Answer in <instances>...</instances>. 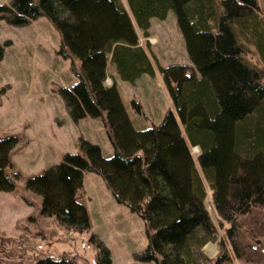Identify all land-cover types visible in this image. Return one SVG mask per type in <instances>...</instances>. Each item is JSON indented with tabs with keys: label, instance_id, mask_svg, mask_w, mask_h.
Masks as SVG:
<instances>
[{
	"label": "trees",
	"instance_id": "1",
	"mask_svg": "<svg viewBox=\"0 0 264 264\" xmlns=\"http://www.w3.org/2000/svg\"><path fill=\"white\" fill-rule=\"evenodd\" d=\"M12 0L0 4V20L24 25L47 17L61 35L58 54L71 61L78 81L61 88L71 118L102 117L114 155L80 139L78 151L27 179V190L41 198L42 212L69 231L91 229L79 199L84 172H96L114 198L144 221L147 264H236L242 217L264 208V14L259 0ZM264 3V0H263ZM177 15L194 66H161L181 125L172 111L159 125L137 130L110 78L109 62L119 76L135 83L153 75L151 60L137 28L148 38L151 19ZM242 37L259 48V63L248 56ZM4 56L0 47V60ZM9 88L0 89L3 95ZM138 107L139 104L134 102ZM21 137H0V192L15 190L8 169ZM197 156L205 180L196 166ZM16 176L20 174L16 173ZM211 200L220 218L213 222ZM225 222L228 227L224 225ZM220 230L227 231L220 238ZM100 249L97 264H111ZM217 242L211 259L203 247ZM137 258V257H136ZM237 258L240 259L237 254ZM241 260V259H240ZM14 264V263H4ZM35 264H76L74 257H45Z\"/></svg>",
	"mask_w": 264,
	"mask_h": 264
},
{
	"label": "rangeland",
	"instance_id": "2",
	"mask_svg": "<svg viewBox=\"0 0 264 264\" xmlns=\"http://www.w3.org/2000/svg\"><path fill=\"white\" fill-rule=\"evenodd\" d=\"M11 2L0 0V4ZM124 4L130 13L125 0ZM259 5L264 14L263 0H259ZM137 31L155 73L143 74L135 83H130L109 62L110 78L106 84L111 86L116 81L137 130L159 125L172 111L185 133L160 70L161 66L170 64L194 66L177 15L170 9L165 19H151L148 37L151 43L140 29ZM242 38L254 63H259L258 58L262 61L258 46L251 44L247 37ZM60 46L61 35L45 16L24 25L0 20V47L4 51L0 60V89L9 88L0 94V137H21L19 149L11 156L13 167L8 169L15 181V190L0 192V264H35L45 257H74L76 264H97L100 249L91 240L92 234L110 250L111 264H147L139 258L147 247L143 219L116 201L101 175L84 172L78 195L87 207L91 225L88 232L62 227L55 217L42 212L41 198L27 190L29 177L60 164L65 154L77 152L81 138L98 144L106 158L114 155L102 117H85L75 122L69 114L60 89L71 88L78 78L71 69V61L58 54ZM191 151L205 180L197 158L200 149L191 147ZM205 203L213 222L220 227L211 196ZM239 227V249L235 252L230 247L231 254L236 256L235 263L264 264V208L254 209L242 217ZM226 235V230H220V238ZM203 251L208 258H215L219 253L217 242L207 243Z\"/></svg>",
	"mask_w": 264,
	"mask_h": 264
},
{
	"label": "bare ground",
	"instance_id": "3",
	"mask_svg": "<svg viewBox=\"0 0 264 264\" xmlns=\"http://www.w3.org/2000/svg\"><path fill=\"white\" fill-rule=\"evenodd\" d=\"M198 148V147H197ZM196 149V148H195ZM210 247V246H209Z\"/></svg>",
	"mask_w": 264,
	"mask_h": 264
}]
</instances>
